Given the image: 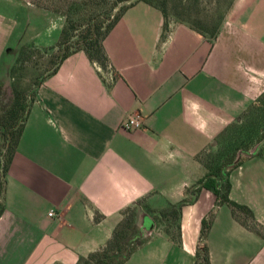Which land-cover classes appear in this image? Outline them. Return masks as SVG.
<instances>
[{"label": "crops", "instance_id": "crops-1", "mask_svg": "<svg viewBox=\"0 0 264 264\" xmlns=\"http://www.w3.org/2000/svg\"><path fill=\"white\" fill-rule=\"evenodd\" d=\"M16 1L0 0V82L9 81L19 46L51 47L61 28L27 0L19 23ZM36 21L50 30L27 33ZM162 24L156 9L133 4L102 41L106 71L78 51L38 87L5 175L0 264H76L130 208L132 235H143L122 264L193 263L215 202L210 191L194 192L205 174L196 156L264 93V7L233 0L211 42L173 20L160 39ZM131 116L141 128L121 129ZM259 150L229 172L228 198L264 232ZM182 200L176 242L152 218ZM205 245L209 264H264V239L224 205L214 209Z\"/></svg>", "mask_w": 264, "mask_h": 264}, {"label": "trees", "instance_id": "trees-1", "mask_svg": "<svg viewBox=\"0 0 264 264\" xmlns=\"http://www.w3.org/2000/svg\"><path fill=\"white\" fill-rule=\"evenodd\" d=\"M232 1L229 0L222 10V1L214 0V11L212 14H206L198 10L202 0H66L65 25L61 28L59 39L53 47L55 51L47 54L46 50L31 44L23 45L17 50L14 62L8 71L10 100L0 109V215L3 211L2 196L7 168L27 113L35 100L36 91L46 78L56 72L59 64L67 56L82 51L90 62L95 63L102 71H106L108 60L102 41L123 12L137 2L156 9L162 16L160 39L165 37L169 18H172L173 21L186 25L211 42L216 37ZM36 6L41 7L38 4ZM41 9L48 10L46 7ZM112 10H116L113 15H111ZM261 98L262 95L250 104L236 122L218 133L214 138L215 148L211 150L212 156H209V160L200 158V155L208 150L196 156L205 174L197 182L194 192L200 189L210 191L215 198L214 209L222 205L226 206L236 222L264 239L262 226L254 220L251 210L228 198L230 189L228 174L247 158L241 157L236 161L237 152L250 150L264 137V109L262 113H257V116L253 113ZM185 202L182 200L176 205H168L152 218L156 221L165 220L164 232L176 242H178L179 209ZM214 209L201 221L198 246L192 264H209L205 238L213 219ZM127 210H124L122 215ZM133 232V214L125 219L121 218L109 240L98 250L79 258L76 264H122L130 254L131 248L126 249V242L133 236Z\"/></svg>", "mask_w": 264, "mask_h": 264}, {"label": "rangeland", "instance_id": "rangeland-1", "mask_svg": "<svg viewBox=\"0 0 264 264\" xmlns=\"http://www.w3.org/2000/svg\"><path fill=\"white\" fill-rule=\"evenodd\" d=\"M31 5L36 6L37 4L41 7H46L48 8V10H45L47 13H49V15L52 17L53 22L56 23L55 21L58 20V22L60 23L61 28L65 25L64 24V20H65V16H66V5L64 2H66V0H27ZM214 0H202V4L198 7V10L202 11L203 13L206 14H212V12L214 11ZM221 2V9L224 10V8L226 7L227 3L229 0H220ZM256 2H259V6L260 7H264V0H256ZM17 4V8L19 10V12L17 14H15V17L18 18V22L20 23L23 19H25L24 15L28 14V11L26 10L25 6H24V2L20 1H16ZM41 7H38L41 9ZM117 9V7H116ZM116 10H112L111 15L115 14ZM226 15V14H225ZM31 19H35V17L31 16ZM29 20V21H30ZM169 20H172V18H169ZM49 23H41V22H37L36 21V25L32 24L30 25V23H28V29H27V33H30L31 31L34 30L35 27L37 30V34L41 33L42 31H49L50 27H49ZM60 28V31H61ZM59 39V37H58ZM57 43V42H56ZM56 45V44H55ZM51 46V47H47V48H39L41 50H46L47 54H50L51 52H54L55 50L53 49V47L55 46ZM22 46V45H21ZM19 46L15 52L11 55L12 60H11V65L14 62L15 56H16V52L17 50L21 47ZM38 48V47H37ZM11 67V66H10ZM9 78V77H8ZM9 81H4V82H0V109L5 107L9 100H10V92H9ZM257 108H254V116H257V113L260 114L262 113V110L264 109V93L262 94V98L257 102L256 104ZM250 116V114H249ZM215 148V147H214ZM213 150V149H211ZM211 150H208L207 152L203 153L200 155L201 160H209V156L211 155ZM206 156H208L207 158H205ZM133 214V219H134V210L133 208L128 209L123 215L122 218L125 219L126 217L130 216ZM157 223L159 224H164L166 225L164 222L158 221ZM164 225L162 226V228L164 229Z\"/></svg>", "mask_w": 264, "mask_h": 264}, {"label": "water", "instance_id": "water-1", "mask_svg": "<svg viewBox=\"0 0 264 264\" xmlns=\"http://www.w3.org/2000/svg\"><path fill=\"white\" fill-rule=\"evenodd\" d=\"M264 146V137L256 144L254 145L250 150L248 151H239L236 154V161H238L241 157H253L260 148H262ZM143 235L142 231L139 233L138 236H132L128 242H126V249H128L130 243L133 242V240H135L136 238H140Z\"/></svg>", "mask_w": 264, "mask_h": 264}, {"label": "built area", "instance_id": "built-area-1", "mask_svg": "<svg viewBox=\"0 0 264 264\" xmlns=\"http://www.w3.org/2000/svg\"><path fill=\"white\" fill-rule=\"evenodd\" d=\"M141 126H142V124H141L140 120L134 116L125 118L124 121L120 124V128L125 130V131L137 130V129L141 128ZM47 216L53 217L55 215H54L53 211H49L47 213Z\"/></svg>", "mask_w": 264, "mask_h": 264}]
</instances>
